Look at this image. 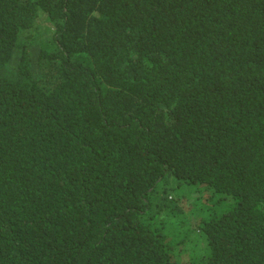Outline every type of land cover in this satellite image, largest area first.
I'll list each match as a JSON object with an SVG mask.
<instances>
[{"label": "trees", "instance_id": "trees-1", "mask_svg": "<svg viewBox=\"0 0 264 264\" xmlns=\"http://www.w3.org/2000/svg\"><path fill=\"white\" fill-rule=\"evenodd\" d=\"M0 264H264V0H0Z\"/></svg>", "mask_w": 264, "mask_h": 264}]
</instances>
